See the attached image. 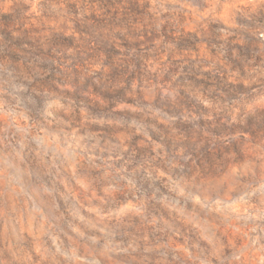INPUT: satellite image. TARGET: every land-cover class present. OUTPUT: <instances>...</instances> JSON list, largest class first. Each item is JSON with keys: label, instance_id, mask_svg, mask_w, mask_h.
I'll return each mask as SVG.
<instances>
[{"label": "clouds", "instance_id": "obj_1", "mask_svg": "<svg viewBox=\"0 0 264 264\" xmlns=\"http://www.w3.org/2000/svg\"><path fill=\"white\" fill-rule=\"evenodd\" d=\"M145 33L136 107H97ZM0 264H264V0H0Z\"/></svg>", "mask_w": 264, "mask_h": 264}, {"label": "rangeland", "instance_id": "obj_2", "mask_svg": "<svg viewBox=\"0 0 264 264\" xmlns=\"http://www.w3.org/2000/svg\"><path fill=\"white\" fill-rule=\"evenodd\" d=\"M5 19H7V17H5ZM165 38L167 39V37ZM149 43V37L147 33H145L135 41L121 42L120 47L113 45L111 54L106 56L107 62L103 65V69L107 72L108 77L111 79L113 84L119 85V88L115 92L107 93L106 91L99 90L95 85H92L88 94V99L90 101L95 99L97 107L104 106L116 108L117 111L125 115L130 113V111L136 107V104L132 97L126 95V91H130L134 84H138L142 80L145 75V60H151L152 55L150 53H145L143 59L137 58V60L133 61L136 64L134 71L128 70V61H123V63H121L118 61V58L121 57V49L126 50L129 47H135L138 51H141L148 46ZM93 46H95V42H93ZM176 48L177 55L175 57H168L171 61L170 68L174 64L182 63L184 59H200L202 58V54L204 56L211 57H215L217 55L216 49L208 45L207 41L202 43L199 37L192 39L184 38L177 42ZM205 49H207L206 52ZM96 67L99 68L100 66L96 65ZM175 70L178 71L179 68H176ZM73 71L78 72L79 68H75ZM190 79L198 81L205 88L216 87L219 91H224L228 80V72L227 70H209L208 65L205 63L200 65L198 70L194 71V74L193 76H190ZM136 95L140 96V92L137 91ZM113 100H116L117 103H113ZM117 104L119 106H117ZM101 131L106 130L101 129ZM140 140L141 138L139 137L133 138L134 143L137 144ZM153 140H156V137H153ZM157 143H160V141H157ZM139 155L140 153L137 154L138 157ZM40 178L46 184L55 182L54 177L44 175L43 173L40 174Z\"/></svg>", "mask_w": 264, "mask_h": 264}]
</instances>
